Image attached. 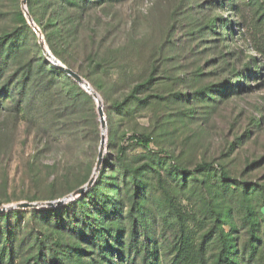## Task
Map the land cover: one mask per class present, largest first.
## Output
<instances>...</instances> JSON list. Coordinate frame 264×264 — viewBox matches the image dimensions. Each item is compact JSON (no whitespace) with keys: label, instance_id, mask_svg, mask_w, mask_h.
I'll use <instances>...</instances> for the list:
<instances>
[{"label":"rangeland","instance_id":"obj_1","mask_svg":"<svg viewBox=\"0 0 264 264\" xmlns=\"http://www.w3.org/2000/svg\"><path fill=\"white\" fill-rule=\"evenodd\" d=\"M19 11L22 0H0V37L19 29L24 46L10 60L8 76L29 59L36 66L39 57L49 60L38 34L33 36L17 21ZM76 24L78 47L70 53L71 67L101 96L107 123L104 158L109 157V163L103 168V158L94 184L86 190L94 191L93 199L87 198L94 208L89 222L117 226L131 214L133 219L124 229L126 240L134 239L135 223L154 244L166 246L174 240L176 231L158 217L162 211L169 214V209L157 176L141 171L137 178L142 188L136 193L117 175L114 158L121 137L146 133L154 139L152 148L167 149L185 168L214 161L231 178L249 183L248 201L240 191L225 190L216 179L202 176L169 179L167 186L188 215L207 217L201 234L210 229V220L225 228L235 226L241 248L249 242L257 246L253 257L241 255V264H264V3L101 0ZM150 76L154 80L140 95L150 97L146 103L123 112L115 109V102ZM71 79L51 73L33 77L16 87L12 100L1 104L0 208L63 199L94 175L102 135L97 103L85 99L66 103L65 97L74 96ZM126 159L135 167L147 163L142 147L129 149ZM161 173L165 181L167 172ZM111 198L114 203L121 201L116 213L98 220L100 212L95 210L114 209ZM73 200L0 212V230L9 232L14 243L13 264H53L57 251L64 264L87 262L90 254L62 251L74 243L82 249L94 248L70 227L82 220L75 204L66 205ZM201 228L197 224V230ZM166 251L163 264H170L172 255ZM215 253L206 256L211 263ZM137 264H143L142 257Z\"/></svg>","mask_w":264,"mask_h":264},{"label":"trees","instance_id":"obj_2","mask_svg":"<svg viewBox=\"0 0 264 264\" xmlns=\"http://www.w3.org/2000/svg\"><path fill=\"white\" fill-rule=\"evenodd\" d=\"M255 1V0H249ZM258 1V0H257ZM264 3V0H260ZM29 12L34 22L42 29L45 34L46 42L51 52L59 58L69 68L71 67V61L69 60L70 53H74L78 47L76 39V22H81L86 18L91 6L95 3H101V0H27ZM16 19L21 26L31 31L33 36L36 35L33 27L28 23L27 18L23 11L16 13ZM19 29L4 34L0 37V107L3 102H7L13 99L20 83L30 81L33 77H40L43 74H57L65 75L63 70L55 66L50 60H47L44 56L37 58L38 66L32 59L28 60L27 64L21 65L17 70L13 71L11 76H8L10 60L19 51L24 49L23 42L19 41L21 32ZM36 37V36H35ZM7 45V52L5 53L4 47ZM5 54V55H4ZM20 64V63H18ZM38 70L36 72V69ZM49 70V71H48ZM10 74V73H9ZM41 74V75H40ZM254 77H260V73L254 72ZM252 75V74H251ZM7 78V82L3 79ZM154 80L153 77H148L144 82L134 86L131 93L125 97L122 101L114 103L115 109L119 111H127L136 107H140L149 100V96L142 98V95ZM74 86V96L70 95L65 97L66 103L75 104L83 99L94 103V99L90 93H88L79 83L72 80ZM240 85V83H239ZM15 86V88H11ZM17 87V88H16ZM23 88V87H22ZM211 89V87H208ZM17 92V91H16ZM157 99H162L161 96H154ZM1 109V108H0ZM155 143L151 135L146 133H132L124 134L121 137V144L118 146L115 154V162L117 167V175L121 178L119 181L126 186L132 184L137 192L142 188L138 175L143 170H149L153 175L157 176L159 186L162 188L165 206L169 209V214L165 211L159 212V218L161 221L168 222L171 229L176 231L174 240L168 242L166 246L164 244H154L147 240L146 232H140L136 223L131 230V236L129 240L125 239V226L131 223L133 217L131 214L123 218L124 220L120 225H105L90 223L92 209L90 206L92 202L87 198L93 199L94 193L89 190L85 194L75 198L67 206L75 204L81 212L82 220L75 221L70 224L73 231H76L82 239L88 240L93 243V250L82 249L77 243L68 245L69 249H63V253L72 255L77 251L84 254H90L85 259L87 262H80V264H137V260L142 257L143 264H163L162 253L167 252L169 249L172 255L170 264H241V255L254 256L255 249L257 248L252 242L247 243L243 248L238 244V238L233 233L236 229L235 226L225 228L222 225H218L210 220L208 225H211L208 232L201 234L207 222V217L200 218L195 213H188L183 211L177 202L176 198L171 194L167 185H170L169 179L179 180H197L199 176L206 179H216L217 185L223 186L224 189L231 191H240V197H244L245 201L250 200L247 196L249 192V183L241 182L229 176V172L220 165L214 163V161H203L198 163L193 169L185 168L182 164L176 162L175 158L169 154V151L163 147L156 149L152 148V144ZM135 147H142L146 153L147 163L135 167L131 162L126 159L129 149ZM106 160L103 168L107 167L109 163V157L104 158ZM169 163V168H165ZM165 170L166 180L163 181L161 170ZM103 172V169L101 170ZM107 177V176H106ZM116 177V176H115ZM120 183V182H119ZM119 183L116 184V189H119ZM226 187V188H225ZM243 187V189H241ZM117 190H114L116 192ZM126 192V188L122 190ZM98 194L100 192L98 191ZM234 195L235 192H233ZM104 195V194H103ZM109 194H106L107 197ZM111 196V195H110ZM111 206L114 209L95 210L100 213L98 220L105 218L104 215L116 213L118 208L117 201L114 203L112 198L109 200ZM96 209V208H95ZM10 210L5 215L10 214ZM110 218V216H108ZM191 219V220H190ZM210 219V217H208ZM79 222L84 223V226H80ZM197 224L202 227L197 230ZM4 230V228H3ZM0 230V264H13L14 258V243L11 240L10 233L5 234V230ZM143 240H140L141 237ZM137 236V240L135 237ZM254 237V235L252 234ZM58 245V244H57ZM66 247V245L64 246ZM242 249V250H241ZM216 251L213 262L207 259V255L210 252ZM60 252H54L52 255L53 264H64L60 262ZM35 262L38 261L39 256L35 257ZM71 259V258H68Z\"/></svg>","mask_w":264,"mask_h":264},{"label":"water","instance_id":"obj_3","mask_svg":"<svg viewBox=\"0 0 264 264\" xmlns=\"http://www.w3.org/2000/svg\"><path fill=\"white\" fill-rule=\"evenodd\" d=\"M22 7H23V12L25 17L28 20V23L33 27L34 31L38 34L39 39H40V44L44 50V54L47 56V58L57 67H59L61 70H63L66 74H68L69 76H71L76 82H78L88 93H90L93 97V99L96 101L97 103V112L99 115V120L101 123V127H102V135H101V142H100V147H99V153H98V159H97V163H96V167H95V173L94 175L90 178V180L87 182L86 185L76 189L75 191H73L70 195L64 197L63 199H59L56 201H49V202H45V203H39V202H20L18 204L15 205H11L8 207H4V208H0V212H3L5 210L8 209H13V208H17V207H38L40 205H46V206H53L56 204H62L65 203L67 200H71V199H75L79 196H81L82 194H84V192L86 190H88L95 182L96 180V175L97 173L100 171L101 168V164L104 158V152H105V146H106V116H105V112H104V107H103V101L101 96L98 94V92L91 86V84L82 76L80 75L78 72L74 71L72 68L67 67L65 64H63L58 58H56L51 52L50 50L46 47L45 41L43 39L42 33L40 31V28L38 27V25L34 22L29 9H28V5H27V0H22Z\"/></svg>","mask_w":264,"mask_h":264}]
</instances>
